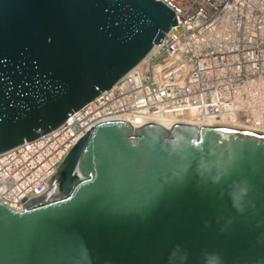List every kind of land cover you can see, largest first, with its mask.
Returning <instances> with one entry per match:
<instances>
[{"label": "water", "instance_id": "water-1", "mask_svg": "<svg viewBox=\"0 0 264 264\" xmlns=\"http://www.w3.org/2000/svg\"><path fill=\"white\" fill-rule=\"evenodd\" d=\"M178 23L165 0H0V154L63 126ZM208 149L228 170L216 185L194 172ZM242 176L254 191L238 214L227 192ZM50 183L23 210L0 203V264H184L186 251L196 264L204 249L264 264L263 132L106 120Z\"/></svg>", "mask_w": 264, "mask_h": 264}, {"label": "built area", "instance_id": "built-area-1", "mask_svg": "<svg viewBox=\"0 0 264 264\" xmlns=\"http://www.w3.org/2000/svg\"><path fill=\"white\" fill-rule=\"evenodd\" d=\"M165 1L179 23L153 60L60 128L0 154V203L23 210L49 191L79 139L106 120H212L264 132V0Z\"/></svg>", "mask_w": 264, "mask_h": 264}, {"label": "clouds", "instance_id": "clouds-1", "mask_svg": "<svg viewBox=\"0 0 264 264\" xmlns=\"http://www.w3.org/2000/svg\"><path fill=\"white\" fill-rule=\"evenodd\" d=\"M174 147L178 148L179 145H174ZM214 155V150L208 149L205 150V154H201L196 158L194 172L203 183L216 185L228 175V170L219 157L210 158ZM253 191V185L246 176H242L231 182L227 195L231 207L236 213L243 214L248 210L252 202ZM221 195L223 196L224 193L222 192ZM180 247V245H176V248ZM174 253L175 249H173V253H170V257ZM189 258V253L186 251L184 264H189ZM196 264H226V262L220 252L214 249H204L200 251Z\"/></svg>", "mask_w": 264, "mask_h": 264}, {"label": "bare ground", "instance_id": "bare-ground-1", "mask_svg": "<svg viewBox=\"0 0 264 264\" xmlns=\"http://www.w3.org/2000/svg\"><path fill=\"white\" fill-rule=\"evenodd\" d=\"M159 48L160 46H158L154 53L151 55L150 58H148L147 60H145V62H143V64H145L146 62L153 60L159 53ZM122 119H126L129 120L134 126H141L144 122V119L140 116L133 118V117H129V116H125ZM180 120H176L174 118H168V117H159L156 118V123L162 124L166 127H172L175 125L176 122H179ZM194 125L197 126H218V127H230V128H245V127H239V126H234V125H227V124H222V123H218L217 121H212V120H208L205 122H192ZM254 131H258L255 129H251ZM258 132H262V131H258ZM264 133V132H263Z\"/></svg>", "mask_w": 264, "mask_h": 264}]
</instances>
